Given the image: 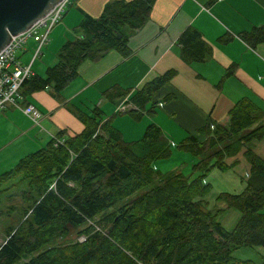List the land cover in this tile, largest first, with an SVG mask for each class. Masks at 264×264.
<instances>
[{"label": "trees", "instance_id": "16d2710c", "mask_svg": "<svg viewBox=\"0 0 264 264\" xmlns=\"http://www.w3.org/2000/svg\"><path fill=\"white\" fill-rule=\"evenodd\" d=\"M155 2L112 0L99 17L84 14L79 36L63 44L57 62L23 82V99L46 89L57 96L86 60L97 62L111 50L127 56L130 36L150 19ZM240 35L252 47L264 43V27ZM177 42L188 64L212 55V46L194 26ZM234 70L235 65L228 75ZM176 75L171 69L141 89L112 87L104 95L112 103L130 96L138 109L129 113L139 120L153 110L155 97ZM70 108L85 126L81 133L59 131L0 174V205L2 193L16 186V180L27 183L18 194L27 207L19 224L5 229L0 264H256L234 251L264 247V158L251 147L264 138L262 104L242 97L229 110L227 125L210 120L198 131L200 138L189 135L177 144L156 123L147 126L141 139L127 141L101 107L73 103ZM56 139L63 143L56 145ZM174 146L196 157L191 174L156 166L157 160L172 156ZM242 152L250 165L245 189L220 192L216 201L224 206L209 208L212 184L207 175L214 169L230 171L238 160H229ZM149 185L148 191L118 205ZM228 209L240 212L231 230L220 221ZM73 231L77 239L57 242Z\"/></svg>", "mask_w": 264, "mask_h": 264}, {"label": "crops", "instance_id": "0c3cea01", "mask_svg": "<svg viewBox=\"0 0 264 264\" xmlns=\"http://www.w3.org/2000/svg\"><path fill=\"white\" fill-rule=\"evenodd\" d=\"M110 1L79 0L76 10L71 5L50 33V41L43 47L40 59L33 61L34 74L43 75L57 62L63 44L79 36L76 28L84 14L99 17ZM189 26L196 27L212 46V55L203 62L188 64L180 56L177 41ZM253 27H264V0H156L150 19L130 36L127 56L111 50L97 62L84 61L78 76L57 96L46 89L32 93L27 100L22 97V105L33 103L42 112L40 125L22 109L11 106L0 111V174L14 167L22 157L42 148L59 131L81 133L85 126L73 113L71 104L101 107L104 114H111L125 99L134 103L130 96L112 103L105 98L106 90L119 87L135 91L171 69L177 75L155 97L153 110L144 112L143 116L149 114L148 119L137 123L127 117L113 120L115 126L125 122L132 127L131 134L136 132L128 137V129L118 125L127 141L139 140L152 122L172 144H177L189 135L200 138L198 131L210 120L227 125L229 110L242 97H252L264 106V43L252 47L240 35ZM36 47L37 43L31 39L18 52L23 64L31 63ZM233 65L235 70L228 75ZM251 147L264 158V138ZM178 156L196 161L188 154L178 153ZM233 159L238 160L236 171L246 169L248 179L250 165L243 152L229 161ZM168 160L171 158L165 161ZM157 167L163 168L162 164ZM182 167L175 164L164 171H179Z\"/></svg>", "mask_w": 264, "mask_h": 264}, {"label": "rangeland", "instance_id": "374dc122", "mask_svg": "<svg viewBox=\"0 0 264 264\" xmlns=\"http://www.w3.org/2000/svg\"><path fill=\"white\" fill-rule=\"evenodd\" d=\"M77 2L78 1H75L73 3L72 6H74V9L76 10L77 9ZM71 6H69L68 9H70ZM77 13V11H75ZM57 26V25H56ZM55 26V27H56ZM54 27V28H55ZM126 27V26H124ZM122 27V29L124 28ZM53 28V29H54ZM77 29V28H76ZM75 30V29H74ZM43 31V30H41ZM52 32V31H51ZM76 32H73L72 35L76 36L75 35ZM35 50V49H34ZM19 52V51H18ZM17 52V53H18ZM42 52H43V49H42ZM20 53V52H19ZM41 56V55H40ZM40 56L37 57L36 59L39 60L40 59ZM35 59V60H36ZM106 98V97H105ZM107 99V98H106ZM85 107V105L83 106ZM86 108V107H85ZM117 109V108H116ZM104 116L107 118V117H114L113 120L115 118H118L119 120H121V118L123 117H127V118H131L133 120V122H140L142 121L144 118L148 119L149 118V114L146 113L141 119L139 120H136L134 117H132L130 115L129 112L127 113H121V112H112L111 114H104ZM146 121V120H145ZM113 125L115 124V121L112 122ZM123 124L119 123L118 125L122 128V127H125L126 129H128V133L127 135H130L128 137H131V135L135 134L136 132L134 131L132 134H131V128H129L128 124H126L125 122H122ZM152 123V122H150ZM149 123V124H150ZM148 124V125H149ZM116 125V124H115ZM114 125V126H115ZM117 125V126H118ZM115 126V127H117ZM118 126V127H119ZM117 127V128H118ZM147 127V126H146ZM124 128V129H125ZM119 129V128H118ZM123 129V128H122ZM145 133V132H144ZM144 135V134H143ZM142 135V137H143ZM141 137V138H142ZM125 138V137H124ZM140 138V139H141ZM126 140V139H125ZM255 142V141H254ZM254 142L252 144H254ZM178 153L179 154H188L189 156H191L192 158H195L193 155H191L190 153H186L185 151H182V150H179L177 147H173V154L172 156H170L169 158H164V159H160V160H157L156 161V166L159 164H162V171L170 168L171 166L173 165H177V164H181L183 167L179 170V171H182L184 172L185 174H191L192 172V167H193V164L195 162H190L188 160H186L185 158L180 157L178 156ZM171 160H168V161H165L167 159H170ZM168 167V168H167ZM241 167H239L240 169ZM238 168H234V169H231L230 171L228 172H221L219 169H214L213 172H209L210 175L208 177L209 180L207 179L206 177V180L207 182L211 183L212 184V191L210 192V194L206 197V200H208L209 202V208H214L215 206L216 207H221V206H224V203H220V202H217L216 201V196L220 193V192H223V191H226V192H230V193H241L244 189H245V186H246V179H247V175H246V172L247 170L246 169H243L242 172L240 171H236ZM18 183L16 184V186L14 187H10L9 189H7L6 192H3L2 195H1V205H0V242L6 238V233H5V229L9 226H17L19 224V222L21 221L22 219V216H23V209L25 207H27V204L19 197V193L20 191L19 190H23V189H27V183L26 182H23V183H20V181L16 180ZM10 184H7L4 186L5 187H8L10 186ZM151 188V185L147 186L146 188L142 189V190H139L135 193H133L132 195H130L128 198L124 199V200H121L118 205H122L128 201H131L133 200L134 198H136L137 196L141 195L142 193H144L145 191H148L149 189ZM17 193V194H16ZM13 195V196H11ZM11 196V197H10ZM14 197V198H13ZM12 198V199H10ZM10 206H16L17 209L15 210H8V207ZM12 208V207H11ZM3 211V213L1 212ZM11 211V212H10ZM10 212V213H9ZM240 217V212L238 210H235V209H228L226 210L221 216H220V221L222 222L223 226L228 229V230H231L236 222L238 221ZM92 223V222H91ZM95 224V223H93ZM84 235H80L78 237V239L80 237H82ZM77 239V232L76 231H73L70 236H69V239H66V238H59L57 242L59 243H64V242H67L69 240H75ZM234 255L238 258H241V259H251L253 261L256 262V264H261L262 262V258L264 256V247L262 246H258V247H255V248H250V247H241L239 249H236L234 251Z\"/></svg>", "mask_w": 264, "mask_h": 264}, {"label": "built area", "instance_id": "2783aa9c", "mask_svg": "<svg viewBox=\"0 0 264 264\" xmlns=\"http://www.w3.org/2000/svg\"><path fill=\"white\" fill-rule=\"evenodd\" d=\"M75 1L79 0H59L48 13L37 20L28 30L19 34L0 53V111L11 106L22 109L35 124L40 125L42 118L40 109L33 103L21 104V86L26 79L34 75L33 61L41 55L43 47L50 41L51 31L62 21L69 6L73 5ZM31 39L37 43V47L31 63L23 64L17 52L25 48ZM137 109L136 105L125 99L121 104H118L116 111L126 113ZM62 143L63 140L60 139L55 141L56 145ZM79 240L84 241L85 236L80 237Z\"/></svg>", "mask_w": 264, "mask_h": 264}, {"label": "water", "instance_id": "95a60500", "mask_svg": "<svg viewBox=\"0 0 264 264\" xmlns=\"http://www.w3.org/2000/svg\"><path fill=\"white\" fill-rule=\"evenodd\" d=\"M59 0H0V53Z\"/></svg>", "mask_w": 264, "mask_h": 264}]
</instances>
